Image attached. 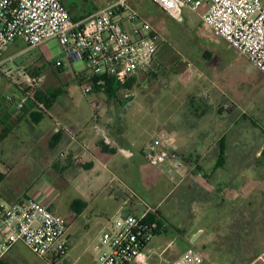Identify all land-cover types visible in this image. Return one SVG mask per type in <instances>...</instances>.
Listing matches in <instances>:
<instances>
[{"label":"crops","instance_id":"0c3cea01","mask_svg":"<svg viewBox=\"0 0 264 264\" xmlns=\"http://www.w3.org/2000/svg\"><path fill=\"white\" fill-rule=\"evenodd\" d=\"M130 2L131 0L129 8L132 9ZM76 3H78L77 0H65L63 3L70 14L72 8L74 16L79 11L78 17H72L76 21L95 12V10H91L85 14V6L78 7L77 10ZM159 9L171 18L160 7ZM139 15L142 17L141 14ZM152 27L162 37L160 30L153 25ZM161 46L162 44L153 58L131 79L134 80V84L138 81L139 74L149 73L155 67ZM7 52L9 53L10 49ZM61 54L64 55L63 51ZM238 55L241 56L239 53ZM14 56L15 54L12 53L9 57ZM65 59L67 58L65 57ZM246 60L249 65L245 67V71L239 70V72L252 80V91L243 100L232 96L234 109L230 111L236 117L234 116L231 127L240 122H247L251 139H263L264 73L255 68L247 58ZM71 64L74 69L75 83L82 91L86 85L85 68L78 72L75 70L74 61H71ZM62 67L64 65L58 68L63 69ZM69 87L64 86L67 90L64 89L61 92L70 95L71 88ZM17 90L19 96L0 100L1 186L6 185V182L12 178L17 179V183H23V180L30 176L38 165L45 169L55 166L52 165L56 161L54 155L59 153L64 157V160L69 158L67 166L64 167L66 169L63 171L66 175L68 174L65 172L66 170L70 171L81 167V169L87 170V173L94 179L92 184H86L87 180L81 179L80 186L78 185L80 188L78 201L87 204L93 203L98 194L93 185L100 184L101 189L110 192L107 198L115 203L113 215L139 211L143 203L159 208L160 215L165 219V222H160L155 238L148 248V264H174L189 248H194L202 254V264H264V146L258 152L256 144H253V147L252 145H241L238 142L237 134L232 148L239 155L238 161L233 160L232 163H228L225 158L221 164L219 163L220 154L217 159L215 157L207 159L205 154L207 141L200 134H194L192 130L190 131L180 124L181 126L174 128L175 133H171L183 144L185 143V146L200 155L201 160L198 167L181 181L170 178L160 169L157 170L160 178L165 176L171 181V202L164 204L168 195L163 196V200L159 203L151 202L139 196L134 190H131L130 198L122 199L115 194L116 186L113 180L115 171L120 166L117 156L120 154L126 161L131 162L135 153L130 146L131 137L123 133L119 124L121 120H118V117L114 116L112 112L105 110L106 108L102 109L98 118L95 119L89 97L88 101L80 100L79 102L68 98L71 100L70 103L61 105L58 97L52 98V95L56 93L51 90L46 91L44 96L35 93L34 97L30 95L25 97L24 90L19 84H17ZM37 95H40L41 99H38ZM120 103L125 107L129 104V102L121 100ZM107 104L108 102L106 106ZM111 113L112 116H110ZM192 117L194 116L192 115ZM101 130H104L111 139V144L105 141ZM54 142L57 144L53 147ZM250 154L252 157L249 159L248 155ZM126 155L129 157L126 158ZM196 158L194 157V159ZM75 174L77 175V172L73 173V175ZM121 181L126 185V182ZM154 187L153 184L152 188ZM29 192L31 190H27L21 196L13 197L4 190H0V197L8 203H18L26 200L24 197L27 196L29 199L49 203L52 210L53 199L51 197L40 198L42 195H38V191H35L32 195L34 197H32ZM87 208L78 205L75 209L72 208L74 212L67 215L69 250L73 239L71 234L73 223L83 217ZM101 212L100 210L96 211V219L102 218L103 213ZM110 216V214H105V218L99 224V231L86 244L85 256H87V260L83 264L98 263L100 254L96 251L95 246ZM17 246L7 254L4 264H14V258L11 255ZM65 258L66 256L57 264L65 262Z\"/></svg>","mask_w":264,"mask_h":264},{"label":"rangeland","instance_id":"374dc122","mask_svg":"<svg viewBox=\"0 0 264 264\" xmlns=\"http://www.w3.org/2000/svg\"><path fill=\"white\" fill-rule=\"evenodd\" d=\"M77 1L76 9L85 6V14H87L91 10L98 11L112 0ZM130 6L132 10L141 14L143 19L159 29L164 39L156 58L157 64L149 73L139 74L138 81L132 88L122 89L115 97L98 92L87 95L84 89L81 91L75 83L71 61L61 54L62 46L58 41L52 40L33 50L21 41H17L10 46V52H7L9 56L15 54L12 57L16 64L14 69L0 73V100L19 96L17 84L24 90L25 97L28 95L34 97L35 93L44 96L46 91L51 90L58 94L61 105L70 103L71 100L68 98L78 102L88 101V97L99 100L103 103L101 110L106 108L105 110L112 112L118 120H121L119 124L123 133L131 137L130 146L135 153L131 162L126 161L120 154L117 156L120 166L113 177L115 194L126 199L130 198V192L134 190L145 200L157 203L163 200V196L168 195L165 203L163 202L166 205L171 202V181L165 176L160 178L157 170L160 169L166 174L165 170L151 166L146 159L147 148L160 130L175 133L174 128L182 124L194 134H200L207 141L205 153L207 159L210 157L217 159L221 152V142L224 140L225 156L220 162L225 161L226 158L228 163L239 159V155L232 148L237 134L241 145L253 147V144H256L258 152L264 146V138L252 140L247 122H240L231 127L236 117L233 116V112L231 113L234 109L232 96L243 100L252 91V80L239 72V70L245 71V67L249 65L246 58L239 56L238 52L230 48L224 40L216 37L203 25L198 14L190 9H185L182 19L176 21L165 15L150 0H131ZM73 10L72 8L71 11L74 13ZM72 12V17H78L79 11L75 16ZM62 65L65 69L58 68ZM74 67L79 72L85 68V65L82 62H74ZM64 86H70V95L61 92L66 89ZM205 93H208L207 98L204 97ZM120 100L129 102L128 106H122ZM195 109L199 113H196ZM180 143L182 144V141ZM191 152L192 156H196L193 150ZM54 156L56 161L52 165L55 166L45 169L38 165L23 183H17L18 180L12 178L6 182V185H0V190L13 197L21 196L27 190H31L30 196L38 191V195H42L40 198L53 199L54 213L67 218L70 212H74L75 201L80 199L81 179L87 180L86 184L94 183V179L81 167L66 170L65 172H68L66 175L63 171L69 158L64 160L59 153ZM251 157V154L248 155L249 159ZM75 172L77 175H73ZM182 179L184 178L179 180ZM121 180L126 182V185ZM153 184L154 188H152ZM93 186L98 194L93 203L82 202L89 209L87 208L83 217L73 223L71 249L66 255L65 262L61 264L86 262V244L99 231V224L105 218V214H110V217L115 215H113L115 203L107 198L110 192L101 189L100 184ZM24 198L29 199L27 196ZM97 210L102 211V218H95ZM160 222H165V219L161 217ZM11 257L14 258V264H46L21 244L17 246Z\"/></svg>","mask_w":264,"mask_h":264},{"label":"built area","instance_id":"2783aa9c","mask_svg":"<svg viewBox=\"0 0 264 264\" xmlns=\"http://www.w3.org/2000/svg\"><path fill=\"white\" fill-rule=\"evenodd\" d=\"M129 1L112 0L75 21L62 0H0V73L16 65L6 56L15 42L33 50L56 40L67 59L84 63L87 95L103 93L107 81L126 85L164 42L148 21L129 8ZM150 1L176 21L182 19L185 9L197 13L216 37L264 73V0ZM102 106L91 99L95 119ZM101 132L111 144L104 130ZM180 142L172 133L160 130L146 151L149 164L164 169L172 179H186L196 168V159ZM160 218L159 208L146 203L139 211L110 217L95 246L100 254L97 264H148V248ZM68 228L67 218L54 213L47 202L8 203L0 197V264L19 244L46 264H57L69 252ZM202 262V254L189 248L174 264Z\"/></svg>","mask_w":264,"mask_h":264},{"label":"trees","instance_id":"16d2710c","mask_svg":"<svg viewBox=\"0 0 264 264\" xmlns=\"http://www.w3.org/2000/svg\"><path fill=\"white\" fill-rule=\"evenodd\" d=\"M76 21V20H75ZM134 84V80H131V81H129L126 85H124V86H121V85H119V84H117V83H114V82H112V81H107V83H106V86H105V91H104V93L105 94H108V95H110V96H113V97H115V96H117V94L122 90V89H129V88H131L132 87V85ZM58 96V94H53L52 95V98L53 99H55L56 97ZM37 98L38 99H41V96L40 95H37ZM55 141H56V138H55ZM56 142H54L53 143V147L54 146H56ZM221 152H220V159L222 160V159H224L223 157L225 156V151H224V140L221 142ZM194 154L196 155V156H193V157H197L196 159H199V157H200V155H197L195 152H194ZM263 156H264V151H263ZM192 162H194V161H189V164H192ZM224 162V161H223ZM222 161L220 162L221 164L223 163ZM195 163H196V168L198 167V165H199V162H198V160H196L195 161ZM195 168V169H196ZM78 205H80L82 208L84 207V205L82 204V202L81 201H75V204H74V206H73V208L75 209Z\"/></svg>","mask_w":264,"mask_h":264}]
</instances>
